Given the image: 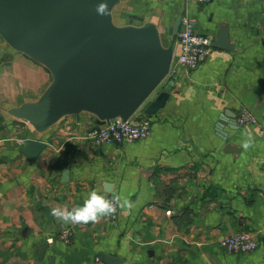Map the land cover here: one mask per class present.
I'll list each match as a JSON object with an SVG mask.
<instances>
[{
  "label": "crops",
  "instance_id": "crops-1",
  "mask_svg": "<svg viewBox=\"0 0 264 264\" xmlns=\"http://www.w3.org/2000/svg\"><path fill=\"white\" fill-rule=\"evenodd\" d=\"M183 14L213 40L226 27L233 49L213 47L189 76L174 78L149 134L128 143L88 138L98 124L86 111L43 131L12 116L10 108L40 97L52 73L0 34V264H102V253L116 264H264V0H119L112 19L154 22L162 46L178 51ZM241 107L259 124L233 127ZM220 118L225 135L216 130ZM29 137L46 143L35 161L20 150ZM92 190L133 207L120 208L115 223L73 225L51 215L81 206ZM236 230L256 236L253 252L218 245Z\"/></svg>",
  "mask_w": 264,
  "mask_h": 264
},
{
  "label": "water",
  "instance_id": "water-1",
  "mask_svg": "<svg viewBox=\"0 0 264 264\" xmlns=\"http://www.w3.org/2000/svg\"><path fill=\"white\" fill-rule=\"evenodd\" d=\"M119 0H0V34L16 50L44 64L52 81L34 102L8 112L43 131L60 118L82 111L97 124L113 117L127 119L163 81L172 60V42L163 47L157 24L116 25L112 10ZM139 20L143 21L142 17ZM180 18L173 26L178 30ZM212 46L231 50L226 27ZM174 84L168 80L142 110L147 117L164 107ZM236 115L231 124L237 127ZM220 118L216 130L221 129ZM225 135V134H224ZM46 143L24 138L21 152L37 160ZM226 146L225 151H231ZM46 245L40 246L41 252ZM102 264H116L111 254L98 255Z\"/></svg>",
  "mask_w": 264,
  "mask_h": 264
},
{
  "label": "built area",
  "instance_id": "built-area-1",
  "mask_svg": "<svg viewBox=\"0 0 264 264\" xmlns=\"http://www.w3.org/2000/svg\"><path fill=\"white\" fill-rule=\"evenodd\" d=\"M207 2L209 0H197ZM181 28L178 31L177 39L179 50L173 51L172 60L164 81L173 80L179 74L189 76V73L197 68L200 63L212 51V37L208 34L200 33L196 29L194 18L188 14L181 17ZM139 110V111H138ZM238 127L258 125L257 117L247 108L241 107L236 116ZM150 131V118L145 115L142 109H137L127 119L113 117L103 124H98L87 130L86 136L96 144L104 142L128 143L146 137ZM109 198L112 195L107 194ZM169 212V211H167ZM120 218V208L117 212L106 217V221L115 223ZM59 237L68 241V230L64 229ZM52 241V238H48ZM218 245L228 252L250 253L259 245V241L254 234L247 230L231 231L217 240Z\"/></svg>",
  "mask_w": 264,
  "mask_h": 264
},
{
  "label": "clouds",
  "instance_id": "clouds-1",
  "mask_svg": "<svg viewBox=\"0 0 264 264\" xmlns=\"http://www.w3.org/2000/svg\"><path fill=\"white\" fill-rule=\"evenodd\" d=\"M249 146L247 141L243 144L244 148ZM118 207L130 210L133 205L127 200L121 201L118 195L109 198L107 194L92 190L81 206L71 209L67 206L55 207L51 209V215L65 224L87 225L98 223L101 219L114 215Z\"/></svg>",
  "mask_w": 264,
  "mask_h": 264
},
{
  "label": "rangeland",
  "instance_id": "rangeland-1",
  "mask_svg": "<svg viewBox=\"0 0 264 264\" xmlns=\"http://www.w3.org/2000/svg\"><path fill=\"white\" fill-rule=\"evenodd\" d=\"M163 81L155 88V90L149 95V97L145 100V102L141 105L140 108L138 109H142L143 106L146 104V102L151 99L162 87ZM139 111V110H138Z\"/></svg>",
  "mask_w": 264,
  "mask_h": 264
}]
</instances>
